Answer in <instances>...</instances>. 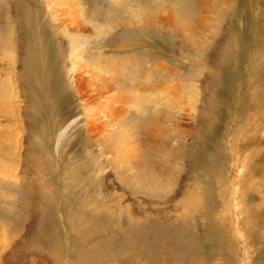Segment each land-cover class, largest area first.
I'll list each match as a JSON object with an SVG mask.
<instances>
[{
  "label": "rangeland",
  "instance_id": "374dc122",
  "mask_svg": "<svg viewBox=\"0 0 264 264\" xmlns=\"http://www.w3.org/2000/svg\"><path fill=\"white\" fill-rule=\"evenodd\" d=\"M0 264H264V0H0Z\"/></svg>",
  "mask_w": 264,
  "mask_h": 264
}]
</instances>
